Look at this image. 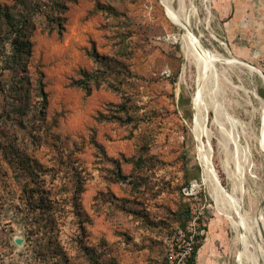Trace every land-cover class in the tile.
Wrapping results in <instances>:
<instances>
[{"label": "rangeland", "instance_id": "obj_1", "mask_svg": "<svg viewBox=\"0 0 264 264\" xmlns=\"http://www.w3.org/2000/svg\"><path fill=\"white\" fill-rule=\"evenodd\" d=\"M58 1L0 0V264H185L191 239L197 264H234L200 152L227 192L252 171L264 191V78L231 59L264 74V0H185L192 38L217 53L201 80L162 0ZM6 13L30 27L23 74L3 69ZM41 198L54 230H37Z\"/></svg>", "mask_w": 264, "mask_h": 264}, {"label": "bare ground", "instance_id": "obj_2", "mask_svg": "<svg viewBox=\"0 0 264 264\" xmlns=\"http://www.w3.org/2000/svg\"><path fill=\"white\" fill-rule=\"evenodd\" d=\"M162 1L167 7L170 17L179 27L185 30L184 35L180 38L185 49L184 52L186 53L188 60L195 63L198 67L200 71L199 79L201 80L204 75L213 70L212 67L214 66L217 53H214L213 58L209 60L203 54L199 42L192 38L190 33V14L185 13V0ZM174 1H178L179 3L178 10L173 7ZM176 40H178L177 36L174 37V41ZM231 59L232 62L239 63L247 67L250 71L259 73L256 67L239 61L234 57H231ZM196 107L198 112L199 130L202 133V131H206V112L202 109L200 103L196 102ZM260 141L264 147V126L261 131ZM200 153L202 158V172L205 181L213 186L214 197L218 209L228 220L234 232V237L230 245L231 253L235 261L234 264H264V191L262 181L259 179L258 175L256 173L254 174L252 171L249 180L244 177V179L241 180L242 182L233 189L231 188L232 191L229 193L224 189L217 178L209 149L203 148ZM262 176L263 175H261V177ZM247 182L251 184L248 185V187H246ZM247 198L251 200L249 204H247Z\"/></svg>", "mask_w": 264, "mask_h": 264}, {"label": "trees", "instance_id": "obj_3", "mask_svg": "<svg viewBox=\"0 0 264 264\" xmlns=\"http://www.w3.org/2000/svg\"><path fill=\"white\" fill-rule=\"evenodd\" d=\"M57 4H59V1L57 0ZM60 15L64 14V12L67 10V5L66 3L61 5L60 9ZM59 14L54 11L53 15L54 18H56ZM50 15H48L49 17ZM58 25H59V34H62L64 24H65V19H62V17H58ZM6 21L7 25L9 27V33L6 37V42L10 44L11 47V54L7 57V60L5 61L3 69L7 70L10 69L12 71H17L18 73H25L27 71V57L31 55V45L30 41L28 38V32H29V25H26L25 23L21 21H16L14 17L6 13ZM90 56L94 59L95 62H99L102 57L101 55L97 52V50H94L92 53H90ZM14 62V64L12 63ZM14 65H17L14 67ZM91 80L88 78L86 81H79V87L83 88L87 94L91 93V90L88 87V84L90 83ZM38 86L41 92V95L43 97V107H46L47 105V95L45 93V84L43 82V78H39L38 81ZM22 90V95L28 97V90L27 88L23 89V86L21 87ZM124 179V178H123ZM47 204L48 202L46 199L41 198L40 203H39V212L42 214V220H44V225L43 227H39L37 230L39 231L41 228H45L46 226H49L51 230L56 229L55 225L57 224V221H55V218L50 215V217H47ZM47 246L54 251V254L56 256L64 254V247L57 236V234L51 238ZM199 245H196L194 249L191 252V255L187 258L185 264H197L196 263V258H197V253H198ZM89 261H92V258L89 257ZM96 261H94L95 263ZM56 264H59L57 261Z\"/></svg>", "mask_w": 264, "mask_h": 264}, {"label": "built area", "instance_id": "obj_4", "mask_svg": "<svg viewBox=\"0 0 264 264\" xmlns=\"http://www.w3.org/2000/svg\"><path fill=\"white\" fill-rule=\"evenodd\" d=\"M193 243H194L193 239H191V241L188 242V245L185 247V249H184V251L182 253L184 258L189 257L191 255V252L194 249L193 248Z\"/></svg>", "mask_w": 264, "mask_h": 264}, {"label": "water", "instance_id": "obj_5", "mask_svg": "<svg viewBox=\"0 0 264 264\" xmlns=\"http://www.w3.org/2000/svg\"><path fill=\"white\" fill-rule=\"evenodd\" d=\"M258 71H259V73L261 74V76L264 78V74H263V72H262L261 70H259V69H258ZM15 241H16V243H17L18 245H21V244L23 243V240H22L21 238H16Z\"/></svg>", "mask_w": 264, "mask_h": 264}]
</instances>
